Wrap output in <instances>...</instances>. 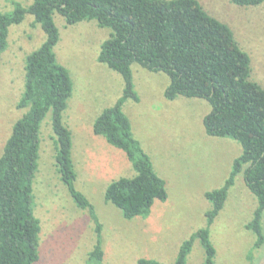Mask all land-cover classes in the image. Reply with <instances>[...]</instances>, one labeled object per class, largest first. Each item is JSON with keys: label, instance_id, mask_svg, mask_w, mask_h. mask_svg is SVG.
<instances>
[{"label": "rangeland", "instance_id": "rangeland-1", "mask_svg": "<svg viewBox=\"0 0 264 264\" xmlns=\"http://www.w3.org/2000/svg\"><path fill=\"white\" fill-rule=\"evenodd\" d=\"M33 0H0V11ZM204 9L227 23L251 57L250 78L264 88V3L241 6L230 0H199ZM34 16L26 14L9 29L8 46L0 58V155L14 123L28 108L18 107L25 91L28 54L40 47L46 35ZM60 39L54 50L69 70L73 92L63 113L72 136L75 186L94 205L103 224L101 264H138L141 257L175 262L182 243L206 228L212 208L206 192L222 187L230 176L241 144L230 137L206 132L204 119L211 104L202 98L165 97L169 76L132 65L134 89L140 99L128 98L123 111L131 120L134 136L149 154L156 172L166 181L168 197L157 199L148 215L127 219L105 200L107 186L136 171L126 153L103 135L93 123L101 111L115 104L124 91L122 75L98 61L102 43L112 30L95 19L68 24L54 14ZM38 170L33 182L34 213L41 221L40 259L35 264H94L89 258L96 244L95 223L86 209L72 198L57 171L56 135L50 110L41 125ZM257 207L256 196L246 186L243 173L235 178L226 203L210 226L216 248V264H264V243L254 247L255 233L246 227ZM264 232V214H263ZM205 250L194 241L187 264H203Z\"/></svg>", "mask_w": 264, "mask_h": 264}, {"label": "trees", "instance_id": "trees-1", "mask_svg": "<svg viewBox=\"0 0 264 264\" xmlns=\"http://www.w3.org/2000/svg\"><path fill=\"white\" fill-rule=\"evenodd\" d=\"M241 6H257L264 0H230ZM68 24L95 19L112 30L98 54V61L119 72L124 79L123 94L104 108L93 123L94 133L103 135L122 149L136 175L121 177L106 188L105 200L132 219L150 213L154 202L165 201L168 191L149 154L132 131L123 111L128 98L138 101L134 89V63L152 72L169 76L165 97L206 99L211 111L204 119L206 132L230 137L242 146L233 161L225 184L206 192L212 208L207 211L206 228L185 240L172 264H187L194 241L204 250L203 264H216V248L210 226L223 209L238 174L256 196L257 207L246 224L256 235L254 247L264 243V88L251 76V57L238 43L231 27L208 13L199 0H33L28 6L17 3L13 11H0V58L8 46L9 29L26 14L40 24L45 41L28 54L25 63V91L18 107L28 110L13 125L0 155V264H35L40 259L41 221L34 213L33 182L38 170L41 125L52 111L56 135V167L63 182L82 209L95 223L96 244L90 260L101 264L103 224L88 197L75 186L77 172L72 160V136L63 113L73 92L69 70L54 50L60 32L54 14ZM252 264L253 254L248 256ZM138 264H168L141 257Z\"/></svg>", "mask_w": 264, "mask_h": 264}, {"label": "crops", "instance_id": "crops-1", "mask_svg": "<svg viewBox=\"0 0 264 264\" xmlns=\"http://www.w3.org/2000/svg\"><path fill=\"white\" fill-rule=\"evenodd\" d=\"M238 157V156H237ZM241 174V173H240ZM228 179V178H227ZM226 182V181H225ZM264 214V213H263ZM263 220V219H262Z\"/></svg>", "mask_w": 264, "mask_h": 264}]
</instances>
